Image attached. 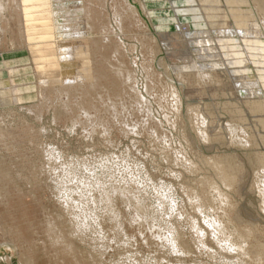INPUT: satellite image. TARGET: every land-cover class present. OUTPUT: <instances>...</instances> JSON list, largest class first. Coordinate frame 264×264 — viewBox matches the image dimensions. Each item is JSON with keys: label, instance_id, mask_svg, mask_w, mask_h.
I'll list each match as a JSON object with an SVG mask.
<instances>
[{"label": "rangeland", "instance_id": "374dc122", "mask_svg": "<svg viewBox=\"0 0 264 264\" xmlns=\"http://www.w3.org/2000/svg\"><path fill=\"white\" fill-rule=\"evenodd\" d=\"M48 1L49 15L42 0H10L14 23L0 49V166L8 171L0 172V264H26L29 258L35 264H74L46 230L58 218L59 232L61 226L80 228L83 240L78 233L58 235L75 247L77 264L249 262L207 225L222 216L217 192L211 193V204L197 202L193 193L196 181L209 177L237 203L234 220L223 217L233 243L246 244L237 236L242 227L264 230L255 187L262 174L248 159L255 147L230 139L239 130L264 136L243 104L247 96L227 75L198 86L182 82L173 68L194 60L198 68L213 71L212 59L201 57L196 44L199 33L214 36L222 28H211L204 17L207 2ZM143 4L154 15L144 12ZM259 19L262 35L256 36L264 41ZM182 25L188 34H179ZM232 36L242 48L244 38ZM245 66L247 75L259 80L255 66ZM235 106L244 109L246 121ZM203 130L212 139L203 140ZM259 148L264 152V144ZM214 156L241 165L233 189L204 163ZM198 204L201 210L194 207ZM171 224L181 236V251L161 236Z\"/></svg>", "mask_w": 264, "mask_h": 264}, {"label": "bare ground", "instance_id": "6f19581e", "mask_svg": "<svg viewBox=\"0 0 264 264\" xmlns=\"http://www.w3.org/2000/svg\"><path fill=\"white\" fill-rule=\"evenodd\" d=\"M164 1H167V0H164ZM187 1L192 2V0H187ZM203 1H206L207 5H204L202 6V8L201 7L200 8L203 10L205 14L204 17H206L210 21L211 28H212V25H216V24L222 26V28H219V29L214 28L216 30L214 31L213 29L215 33L214 36H207V34L203 32L199 33L200 35H198L197 37L198 38L197 43L196 42H193V43L194 44L196 43L200 46L199 54L202 53L201 57L205 56V57H209L212 59V63L214 64L212 63L211 64L212 66L214 65L213 67L214 69L213 71L202 70L200 69L201 67L198 68L199 66H197L198 64H196V61L191 60L188 62V64H184L183 66L173 67L176 77L186 84L196 83V85L201 86V84H207L206 82L207 80L209 82H215V80L222 81V76L227 75L228 79L230 80L231 86H233L232 83L234 82V85L236 83L238 87L242 88L240 89L239 92L244 93L247 96L243 104L246 107L250 108L249 111L255 114L254 117H256V119L258 120L259 126L264 129V98L263 99L260 98V95L264 93V66H263L264 64V41L257 38L262 34H260L261 32L258 31L259 27L257 28L258 26L257 25L258 23L256 24L257 21L255 22V20L258 17L260 18L259 21H262L264 25V0H202V2ZM42 2H43L41 4L42 10L46 11L45 14L49 15L51 12L48 6L49 1L42 0ZM124 2L128 5H131L129 3V0H124ZM9 7L11 8L10 0H0V49L2 47V43H3V40L5 39L6 33L10 32V30L7 29V27L9 28V26L14 23V22L12 23V20L14 17H12L13 14H11L12 11L11 12L9 11L10 10ZM12 7H15V6L12 5ZM131 8L133 9V7ZM142 9L144 10V12L148 13L146 6L144 4H143ZM133 13L134 15L135 14L137 16L139 15L135 7L133 9ZM148 14L154 15L153 12L152 14L151 13H148ZM218 17L219 19L221 18L220 20H223L224 22L223 24L221 21H217ZM230 18L232 19L233 23L232 21H230ZM219 22H221V24H219ZM53 25L55 24L53 23ZM188 33H189V29L187 25L180 26L179 34L185 35ZM233 33H238L244 38L243 46H241L242 48L239 47L238 43L233 38L234 37L232 36ZM257 34H260V35L256 36ZM232 42H236V43H232ZM166 46L169 47V44ZM1 58L2 60H7L4 55H1ZM246 63L252 64L255 66V69L260 73L258 76L259 80H257L256 78L255 79L251 78L247 75V72H249L250 70L245 66ZM204 67H205V64H204ZM195 75L197 76V78L195 77ZM210 86H212V83ZM231 86H230V89H231ZM231 91L232 93L234 92L233 89ZM173 93L175 94L176 97H179V95L177 94V90H174ZM233 111L239 115L238 117L241 120L245 117L244 115L246 113L244 112V109L242 107L235 106L233 108ZM202 123H205L204 118H202ZM254 130L258 131L256 129ZM239 131L241 132L240 134L234 133L232 137H230V139L233 141V143L234 142L236 144L240 143L242 144V146L249 145V146L255 147L253 150L251 149L249 150L251 151L250 152L251 154H250V158L248 157V159L250 160L252 164H256L257 167H259L257 169L260 175L262 174V177H261L262 180L258 181L259 185L257 182H255V184L257 183L255 187L256 189L258 188V192L261 196L260 200L262 204V209L264 210V152L260 151V148H259L261 143L264 144V136L260 137L256 135L255 133H249L248 131H245V130L243 132L242 130H239ZM201 137L203 138V140H210V137L208 136L205 130L202 131ZM234 138H240V139L234 141L233 140ZM256 147H258V149ZM226 158H227L226 156H214V157H209V158H203V161L205 164H208L210 167L213 168L219 180L222 182V184L226 188L233 189V187H235V185L237 184L236 180L239 179L238 172L239 173L242 172V168L239 162L234 161L236 162L235 164H232V163L230 164L227 160H225ZM1 167L2 166H0V172L2 171L8 172L6 169L1 168ZM203 178L204 179H200L199 181H196V187L193 186V191H194L193 193H195L196 195V201L197 202L200 201L204 203L209 202L210 196L212 195L211 193L213 191H216L218 194L217 196L220 198V202H222V204H220L221 206H219L222 211V216L216 214L217 215L216 217L214 216V218L208 220L207 222V225L211 227L212 233H214L215 236L217 237H221V238L224 237L222 241H224L225 243L228 242L229 248L239 250V252L241 251L243 255L249 257L250 261L247 262L246 264H264V237L262 238V240H260L261 238L258 237L259 234L261 235V237L262 235L264 236V230H261L263 228H258V227L257 228H253V227H242L241 228L240 227L242 230L237 233V236L243 239V241L241 240L242 243L246 242V244L248 243L249 245L248 244L241 245V243L235 244L236 242L233 243L230 240V236L227 233H226L227 236L225 235V231L227 228H226L225 222L223 221L224 220L223 217L228 216V219L234 220L235 213H232V212H234L235 207H236L235 204L237 203L235 202L233 203L232 202L233 200L231 201V199H229L228 194L225 192V190L222 191L221 189H219V187L216 185V183L211 178L209 177L208 178L203 177ZM236 188H234V190ZM196 189H199V192H197ZM1 197H2L1 199L2 201L6 200L5 196L2 195ZM209 203L211 204V202ZM194 207L201 210L200 204ZM233 207H234V210H233ZM231 208L232 210L230 212ZM139 210H141L140 207H137V213L140 218L141 216L139 214ZM236 218H237V215H236ZM57 222L58 223L51 225V227L48 226L46 230L49 231L51 235H53V238H55L54 246H56V249H58L60 253L66 254L67 252L68 254H70L72 256V259L74 260V264H77L79 260L78 258L79 255H77L76 253L77 251L75 250V247L73 246L71 241L69 242L64 239H60L59 237L63 236V238H65L67 234L69 236H74V234L78 233L77 238H79L80 240H83L79 234L80 228L78 225L74 227L61 226L63 227V230L59 232L57 231L59 227L58 224L62 225L61 224L62 219L58 218ZM197 223L195 222V219L193 218L192 222L190 223V226L193 230H195V232L199 236L200 234H202V231L198 227ZM231 223H233V221H231ZM171 225L170 227H167L168 228L167 232L166 230L164 231L166 232V234L161 235V236L166 238V240L168 241V243L170 244L173 250H180L181 244L179 243V239L181 236L179 234L178 229L175 227V224L174 226L173 224ZM236 225H239V224H236ZM198 239L199 237L197 238V240ZM201 239H199L200 242H202ZM60 244L62 246L59 249ZM92 261L94 263L97 262L95 260H92ZM93 262L91 264H93ZM26 264H35V260L29 258L26 260ZM242 264H245V262Z\"/></svg>", "mask_w": 264, "mask_h": 264}]
</instances>
